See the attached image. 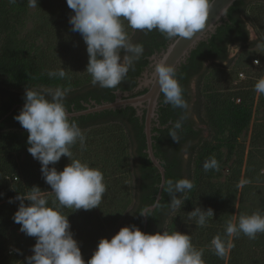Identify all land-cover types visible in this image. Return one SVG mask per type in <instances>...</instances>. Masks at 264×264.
I'll use <instances>...</instances> for the list:
<instances>
[{
	"label": "trees",
	"instance_id": "obj_1",
	"mask_svg": "<svg viewBox=\"0 0 264 264\" xmlns=\"http://www.w3.org/2000/svg\"><path fill=\"white\" fill-rule=\"evenodd\" d=\"M38 4L40 12L35 17L28 39H25L19 36V29L27 18L28 0H16L14 4L9 0H0V119L14 105L24 104L26 88L45 93L56 88L65 90L68 112L81 111L85 109L83 104L91 102H112L114 92L132 91L137 78L147 68L149 57L159 53L171 41L156 30H134L122 18L129 40L142 44L144 53L118 89L101 88L93 83L92 76L86 71V45L81 35L71 30L69 17L74 13L68 8L66 0H38ZM247 24H251L257 32L258 38L253 42L249 41ZM261 40L264 41V0H237L227 12V21L206 42L200 43L186 63L176 71L189 108L182 110L165 104L161 92L158 121L160 126L170 124L165 129L152 130L156 134L152 137L155 157L164 168L165 180L187 178L194 183V188L184 194V205L175 210L169 206L170 197L162 191L160 207H156L147 217L145 233L171 234L182 223L189 222L194 227L193 231H189L193 243L197 242L200 248L205 241L208 246L217 234L228 239L225 229L227 223L233 221L238 194L240 213L247 209L249 201L256 195V189L245 190L246 185L238 193L237 185L242 174L243 179L249 181L264 179V175H259L264 168V95H258L262 115L252 126L250 139V145L252 149L254 146L257 154L250 151L245 163L243 153L237 156L223 182L217 179L216 170L204 171L203 164L211 157H215L220 164L221 150L233 152L240 134L251 122V104L248 105L242 98V92H228L222 88L231 84L230 74L224 71L232 64L228 59V46L250 50L257 47ZM206 61L212 65L203 67ZM223 63H226L225 67ZM62 68L66 73L63 79L49 76V72ZM191 78H195L196 82V101L189 98L186 92ZM249 97L253 101L254 94ZM236 98H240L239 103L235 102ZM21 109H15L0 122V264L18 263L16 258L9 260L4 257L6 248H16L21 252L20 258H23L36 243V238L20 232V225L12 219L19 201H8L18 194L26 195L33 186L47 191L45 195L49 207H53L55 201L50 186L42 177L40 163L27 151L30 146L27 144L28 133L14 119ZM189 111L197 117V125L204 127L206 137L202 135L204 129L193 128ZM182 116H186V119L183 127L177 130L179 142H175L169 133L174 122ZM70 120L78 124L86 137L83 150L79 142L71 147L72 158L99 169L107 186L98 208L85 211L59 207L61 214L68 215L70 231L87 264L100 239L110 240L122 227L129 225L143 230V216L139 213L154 203L160 178L145 153L143 124L132 108ZM185 152L187 159H184ZM69 163L67 157H61L54 167L59 172ZM179 196L177 193V198ZM24 203L27 206L29 202ZM196 206L214 210L213 219L205 227L198 226L195 219L188 216ZM232 239L235 246L227 260L225 256H216L210 246L207 250L200 248L203 249L205 264H225V260L226 264H264V233L257 234L254 240L248 237L246 241L239 237ZM25 260H20L18 264H25Z\"/></svg>",
	"mask_w": 264,
	"mask_h": 264
},
{
	"label": "clouds",
	"instance_id": "obj_2",
	"mask_svg": "<svg viewBox=\"0 0 264 264\" xmlns=\"http://www.w3.org/2000/svg\"><path fill=\"white\" fill-rule=\"evenodd\" d=\"M9 3L14 4L16 0H9ZM214 3L215 0H66L74 13L69 17L71 30L78 32L86 45V71L94 84L107 89H118L144 53L142 44L129 40L122 18L134 30H156L168 40L192 38L205 28ZM37 4L38 0H28L30 8H37ZM228 47L238 52V47ZM176 71L175 66L166 63V58L161 59L154 67L150 82L159 86L165 104L187 110L189 105ZM65 75L63 68L49 72L50 77L63 79ZM254 90L264 95V78L256 82ZM65 99L66 92L61 88L46 93L26 88L24 105L14 117L27 131V144L30 145L27 151L40 163L42 177L55 196L54 206L49 207L47 191L33 186L26 195L18 194L8 201H19L12 219L20 225V232L36 238L31 249L33 255L26 257L25 264H85L78 242L70 231L68 215L61 214L59 207L85 211L98 208L107 190L99 169L72 158L71 147L79 142L83 150L86 137L78 124L69 119ZM184 119L186 116L175 121L170 130L169 136L175 142H179L177 130L183 127ZM61 157H67L70 163L58 172L54 165ZM184 159H187L186 152ZM219 168L215 157L203 164L204 171H219ZM248 183L249 180L242 179L237 187ZM161 187L170 197L169 206L175 210L184 205V194L194 188V183L187 178L166 179ZM24 201L29 202L27 206ZM154 207H160L159 202ZM139 214L149 217L150 209L145 208ZM188 216L194 218L198 226L205 227L213 219L214 210L196 206ZM225 233L228 239L217 234L210 242L211 250L218 257L226 256L235 246L232 238L243 234L254 240L257 234L264 233V214L255 212L241 215L238 222L230 220ZM87 264H205V261L203 249L193 246L189 234L177 231L147 234L129 225L122 227L110 240L100 239Z\"/></svg>",
	"mask_w": 264,
	"mask_h": 264
},
{
	"label": "water",
	"instance_id": "obj_3",
	"mask_svg": "<svg viewBox=\"0 0 264 264\" xmlns=\"http://www.w3.org/2000/svg\"><path fill=\"white\" fill-rule=\"evenodd\" d=\"M237 0H215L212 8L209 11V17L206 21L205 28L194 34L192 38H175L171 40L166 47L157 54H153L148 59L147 68L141 73L140 77L136 80V86L129 92H114L115 98L112 102L95 104H84V108L81 111L68 112L69 119L83 117L87 115H93L105 111H115L130 107L135 111V116L143 124V133L145 137V153L150 161L151 165L157 170L160 178L158 184V190L155 196L154 203L146 208L150 209V212L154 211L156 207L154 205L160 201L162 195V182L165 180V171L160 161L155 157L153 149L152 137L156 134L152 132L153 128L165 129L166 126H160L158 121V102L161 95L159 86L151 81V74L154 70L156 63L161 59L166 58V63L180 68L186 63L192 51L197 46L206 42L218 27H220L224 21H227V12L234 5ZM140 95L133 96L138 92H142ZM24 104H16L11 110L4 115L0 122L9 117L12 112L23 107ZM147 227V217H143V230L145 233Z\"/></svg>",
	"mask_w": 264,
	"mask_h": 264
},
{
	"label": "rangeland",
	"instance_id": "obj_4",
	"mask_svg": "<svg viewBox=\"0 0 264 264\" xmlns=\"http://www.w3.org/2000/svg\"><path fill=\"white\" fill-rule=\"evenodd\" d=\"M257 0H251V2H256ZM28 14H27V18L24 22V25L19 29V36L22 38H27L30 35V32L32 31V27H33V23L35 20V17L38 16L40 9H39V4H37V8H30L28 6ZM246 29L248 31V35H249V41L253 42L258 38L257 32L255 30V28H253V26L251 24H247L246 25ZM40 42V41H39ZM38 42V43H39ZM40 44V43H39ZM228 59L232 61L231 66H228V69H225L224 71L227 74H230V78H231V84L230 85H226L224 87H222L223 89H225L228 92H236V91H241L242 92V98H245V101H247V104H251V122L248 126V128L246 130H244L239 138H238V142L237 145L235 146L233 152L228 153L226 149H222L221 153H222V158H221V162H220V168L219 171H217V179L220 182H223L228 174V169L232 163V161L234 159H236L237 156H239L241 153H243V159H244V163L246 161L247 158V154L252 151L253 154H257L256 150L252 149V145H250V139H251V133H252V126L255 125L261 115H262V108L258 107V95L254 90V85L256 84V82L260 79V78H264V41L261 40L259 45L253 49L250 50H241L238 48V52L229 48L228 49ZM253 59H257L259 61V66L254 67L252 64V60ZM211 63H207L205 65V67H209L211 66ZM223 66H226V63H223ZM221 70V69H216V71ZM242 73L243 74V78H239V74ZM79 77V75H78ZM191 90H192V97L195 100L196 98V82L191 85ZM252 94H254V98L253 101L252 99L249 97ZM236 99H240V98H236ZM235 99V100H236ZM252 101V103H251ZM193 120H195L196 122L197 117L195 115L192 116ZM198 128L204 129L203 126H199ZM260 128H263V126H261ZM203 137L207 136V132L203 131L202 133ZM256 147V144H255ZM260 148V147H259ZM261 149V148H260ZM263 166H264V161H263ZM259 175H264V168L261 169ZM258 178V177H256ZM243 179V174L241 175V179L240 181ZM246 185V189L249 191H254L256 189L257 193L256 195L252 198L255 199L254 202L249 201L248 205H247V209H243L241 210V213L238 212L240 209V201H239V194H238V200L235 203V210L233 213V222H238V219L241 215H250L252 213L255 212H259L261 214H264V179L263 177L258 178V180L256 181H250V183L245 184ZM244 188V186L242 187ZM238 187V193H240L241 189ZM258 195V197H257ZM252 197V195H250V198ZM244 206V205H243ZM244 208V207H243ZM194 227L190 226V223H182L179 227H177L176 231L180 232V233H184V234H189V231H193ZM240 239H242L243 241H246L247 236L241 234L239 236ZM192 244L195 248L200 249V248H204L207 250L208 247L210 245L207 246V244L205 243V241H203L200 245L202 247L198 248L199 246H197V242L193 243L192 240ZM8 248H13V247H8ZM6 248V250L8 249ZM15 250V255L8 257L6 256L5 252H4V257L6 256V259L12 260V259H17L18 263H20V260L22 259H26V257L32 253V251H28L27 252V256H23V258H20L19 254L21 253L20 251L17 252L16 248H13ZM5 250V251H6ZM33 254V253H32ZM229 253L225 256L226 260L228 257ZM226 260H225V264H226ZM15 263V264H18Z\"/></svg>",
	"mask_w": 264,
	"mask_h": 264
},
{
	"label": "flooded vegetation",
	"instance_id": "obj_5",
	"mask_svg": "<svg viewBox=\"0 0 264 264\" xmlns=\"http://www.w3.org/2000/svg\"><path fill=\"white\" fill-rule=\"evenodd\" d=\"M209 63V61H206L203 63V67H205V65ZM193 82L195 83V78H191V80L187 83L186 85V92L189 98H193L192 97V90H191V85L193 84ZM84 105V104H83ZM193 115H191L190 111H189V120L191 121L193 128L196 129L198 128L197 122L195 120H193Z\"/></svg>",
	"mask_w": 264,
	"mask_h": 264
},
{
	"label": "built area",
	"instance_id": "obj_6",
	"mask_svg": "<svg viewBox=\"0 0 264 264\" xmlns=\"http://www.w3.org/2000/svg\"><path fill=\"white\" fill-rule=\"evenodd\" d=\"M257 61H258L257 59H253V60H252V64H253L254 67L259 66V62H257ZM239 78H243V74H242V73L239 74ZM235 102H236V103H239V102H240V99H236ZM5 254H6V256H8V257L14 256V255H15V250H14L13 248H8V249L5 251Z\"/></svg>",
	"mask_w": 264,
	"mask_h": 264
}]
</instances>
